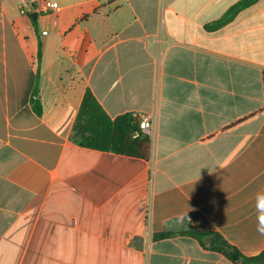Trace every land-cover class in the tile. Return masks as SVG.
Listing matches in <instances>:
<instances>
[{"label":"crops","instance_id":"obj_1","mask_svg":"<svg viewBox=\"0 0 264 264\" xmlns=\"http://www.w3.org/2000/svg\"><path fill=\"white\" fill-rule=\"evenodd\" d=\"M239 1L0 0V264H235L188 229L264 251V0L206 28ZM87 90L153 115L148 159L72 142Z\"/></svg>","mask_w":264,"mask_h":264},{"label":"trees","instance_id":"obj_2","mask_svg":"<svg viewBox=\"0 0 264 264\" xmlns=\"http://www.w3.org/2000/svg\"><path fill=\"white\" fill-rule=\"evenodd\" d=\"M256 0H241L231 7L219 21L212 23L208 30H215L230 22L242 9L250 6ZM31 19V18H30ZM34 30H37L35 19H31ZM37 65L40 59V43L37 49ZM38 69L36 78H38ZM31 104L37 115L41 113L40 102L37 98V89H34ZM137 128L133 114L126 113L110 119L102 110L90 91H86L81 107L73 124L71 140L74 144L88 149L102 152H110L117 155L146 160L149 157V137L133 138ZM180 235L195 239L203 248L223 255L227 260L235 264H262L264 263V251L255 256H245L235 247L228 244L219 234L209 231H195L188 229L180 232ZM171 233H162L154 236V239H164Z\"/></svg>","mask_w":264,"mask_h":264},{"label":"built area","instance_id":"obj_3","mask_svg":"<svg viewBox=\"0 0 264 264\" xmlns=\"http://www.w3.org/2000/svg\"><path fill=\"white\" fill-rule=\"evenodd\" d=\"M43 8L55 9L57 8L56 3L46 2L43 5ZM133 118L137 125V128L134 132L133 138L136 137H149L152 128L153 115L151 114H133Z\"/></svg>","mask_w":264,"mask_h":264},{"label":"clouds","instance_id":"obj_4","mask_svg":"<svg viewBox=\"0 0 264 264\" xmlns=\"http://www.w3.org/2000/svg\"><path fill=\"white\" fill-rule=\"evenodd\" d=\"M255 207L258 214L257 219L264 222V192L257 194Z\"/></svg>","mask_w":264,"mask_h":264},{"label":"water","instance_id":"obj_5","mask_svg":"<svg viewBox=\"0 0 264 264\" xmlns=\"http://www.w3.org/2000/svg\"><path fill=\"white\" fill-rule=\"evenodd\" d=\"M29 17L33 20V19H35V14L32 13V14H30ZM262 264H264V263H262Z\"/></svg>","mask_w":264,"mask_h":264}]
</instances>
